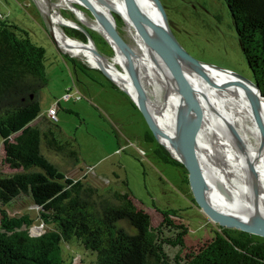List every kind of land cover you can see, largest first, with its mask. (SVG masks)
Instances as JSON below:
<instances>
[{
    "label": "trees",
    "instance_id": "obj_1",
    "mask_svg": "<svg viewBox=\"0 0 264 264\" xmlns=\"http://www.w3.org/2000/svg\"><path fill=\"white\" fill-rule=\"evenodd\" d=\"M226 1L243 55L264 96V0ZM65 31L72 38H86L78 30ZM70 60L76 68L91 69ZM45 62V48L0 17V264H71L63 247L71 240L104 257L102 264H264L263 238L243 231L232 234L223 227L192 253L172 257L168 247L187 246L189 227L177 221L182 219L180 210L161 211L163 219L154 226L130 193L102 191L86 176L72 178L52 162L44 150L74 167L80 158L56 122L46 116L35 123L42 111L40 90L48 83ZM156 153L164 162L186 169L160 144ZM6 167L10 172L3 170ZM21 198L38 207L42 234H31L35 219L29 214H9L7 208Z\"/></svg>",
    "mask_w": 264,
    "mask_h": 264
},
{
    "label": "rangeland",
    "instance_id": "obj_2",
    "mask_svg": "<svg viewBox=\"0 0 264 264\" xmlns=\"http://www.w3.org/2000/svg\"><path fill=\"white\" fill-rule=\"evenodd\" d=\"M161 1L175 36L194 58L253 80L226 0ZM50 2L59 3L60 0ZM76 6L95 20L90 10L79 4ZM61 11L66 18L77 20L68 8L64 7ZM0 14L26 30L30 38L46 50L48 83L40 90L42 111L39 119L46 117L48 110L59 101L56 123L64 137L75 146L80 158L79 165L74 167L61 156L44 150L52 162L72 178L86 176L88 182L102 191L111 188L130 193L135 204L151 215L154 226H158L163 219L161 211L180 210L182 219L177 221L189 227L187 246L183 250L168 247L172 257L178 253L183 256L192 253L210 241L216 231H221V226L210 219L194 200L186 169L166 163L157 155L159 144L165 146L158 141L132 96L113 85L99 70L75 67L70 58L88 64L82 58L64 52L56 44L51 35L53 30L49 16L38 0H0ZM117 17L118 28L130 40L126 24L120 16ZM75 30L82 32L77 28ZM91 31L97 49L112 59L115 55L113 47L98 31ZM79 40L86 41L87 37ZM74 83L83 98L62 100ZM3 155L4 144L0 136V163ZM3 170L10 172L7 167ZM7 209L11 216L29 214L35 219L30 229L32 235L42 234L37 227L45 230L39 222L38 207L28 198L17 200ZM122 225L133 232L127 222ZM229 230L232 234L240 231L235 228ZM251 235L254 239L263 238ZM63 247L65 260L71 264H102L104 260L77 240L63 243Z\"/></svg>",
    "mask_w": 264,
    "mask_h": 264
},
{
    "label": "bare ground",
    "instance_id": "obj_3",
    "mask_svg": "<svg viewBox=\"0 0 264 264\" xmlns=\"http://www.w3.org/2000/svg\"><path fill=\"white\" fill-rule=\"evenodd\" d=\"M106 1L109 6L103 5L100 0H60L59 3L38 0L49 16L60 47L101 68L135 101L141 99L156 121L160 142L182 160L179 135L182 114L186 110L183 95L162 61L134 29L123 0ZM138 1L150 12L158 14L153 0ZM76 4L90 10L95 20L90 19ZM64 7L72 11L77 20L66 18L61 11ZM116 14L126 24L130 40L118 28ZM106 21L116 27L129 43L131 58L113 40ZM67 27L82 32L86 28L98 31L113 47L114 57L110 59L101 53L91 35L86 41L70 37L65 31ZM201 70L202 73H198L187 68L188 76L200 91L203 101L198 151L205 174L206 195L216 209L235 218L255 219L256 222L264 220V138L260 136L251 115V97L255 87L246 82L249 89L226 69L203 66ZM258 102V118L264 127V100ZM234 130L242 140L239 146L233 137Z\"/></svg>",
    "mask_w": 264,
    "mask_h": 264
},
{
    "label": "water",
    "instance_id": "obj_4",
    "mask_svg": "<svg viewBox=\"0 0 264 264\" xmlns=\"http://www.w3.org/2000/svg\"><path fill=\"white\" fill-rule=\"evenodd\" d=\"M105 6H109L106 0H100ZM156 5L157 13H152L146 9L138 0H123L124 9L129 17L134 29L139 34L143 42L158 56L165 66V69L169 72L173 80L175 81L179 91L183 95L186 103V110L182 114L180 123V135L179 141L182 150V160L175 157L171 151L160 142L158 137V130L156 129V121L150 115L146 106L141 99L133 100L135 106L141 111L145 120L149 123L153 129L158 141L165 146L170 155L181 162L188 172L189 185L196 201L197 205L203 210V212L214 222L218 223L224 228H235L237 230L247 232L249 234L258 235L264 238V220L255 219H238L225 212L216 209L209 201L205 187V174L202 169L200 162L199 151H198V131L203 122L204 108L202 95L198 88L194 85L190 77L188 76L187 68L202 73L201 68L203 66H213L204 62H201L194 58L179 42L174 34L172 23L169 21L165 11V7L161 0H153ZM105 25L113 38L120 48L124 49L127 56L131 58V46L124 39V37L118 32L109 21L105 22ZM93 30V29H92ZM85 36L90 39L91 29L86 28L83 32ZM51 35L58 46L59 43L55 36L54 31H51ZM242 46V44H241ZM62 49V48H61ZM64 52L68 53L64 49ZM70 54V53H68ZM73 56L72 54H70ZM90 68L99 70L104 76L114 83L122 91L129 93L113 78H111L101 68L86 62ZM219 68V67H218ZM229 71V70H228ZM233 76L237 77L239 82L242 84H252L255 87L251 97V115L253 118L254 125L259 131L260 136L264 138V127L259 121L257 107L259 100L263 99L264 96L259 85L254 81L247 79L239 74L229 71ZM136 85L140 88L137 78L133 75ZM248 86V85H247ZM250 89V87L248 86ZM130 96V95H129ZM230 130L233 132L232 125L229 123ZM237 145H240L241 137L240 134L234 130V136ZM234 141V142H235ZM259 224V225H258ZM262 226V227H261Z\"/></svg>",
    "mask_w": 264,
    "mask_h": 264
},
{
    "label": "built area",
    "instance_id": "obj_5",
    "mask_svg": "<svg viewBox=\"0 0 264 264\" xmlns=\"http://www.w3.org/2000/svg\"><path fill=\"white\" fill-rule=\"evenodd\" d=\"M0 17H5V16L0 14ZM82 98H83V95H82L79 87L75 84L73 87L67 89L62 100L70 101L72 99H76V101H77V100H81ZM59 104H60V102L57 101V103L48 110L47 117L53 122L58 121ZM38 229H40L42 233L44 232V230L41 227H37V230Z\"/></svg>",
    "mask_w": 264,
    "mask_h": 264
},
{
    "label": "crops",
    "instance_id": "obj_6",
    "mask_svg": "<svg viewBox=\"0 0 264 264\" xmlns=\"http://www.w3.org/2000/svg\"><path fill=\"white\" fill-rule=\"evenodd\" d=\"M74 85H75V83H74ZM43 117H41L40 119H38V122L36 121L35 123H39V120H41Z\"/></svg>",
    "mask_w": 264,
    "mask_h": 264
},
{
    "label": "flooded vegetation",
    "instance_id": "obj_7",
    "mask_svg": "<svg viewBox=\"0 0 264 264\" xmlns=\"http://www.w3.org/2000/svg\"><path fill=\"white\" fill-rule=\"evenodd\" d=\"M232 72V71H231Z\"/></svg>",
    "mask_w": 264,
    "mask_h": 264
}]
</instances>
